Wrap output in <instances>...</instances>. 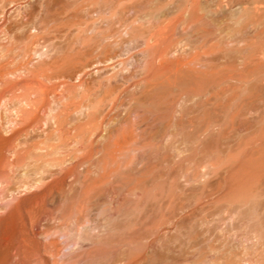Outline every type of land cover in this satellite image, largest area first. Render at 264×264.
<instances>
[{"label": "rangeland", "instance_id": "374dc122", "mask_svg": "<svg viewBox=\"0 0 264 264\" xmlns=\"http://www.w3.org/2000/svg\"><path fill=\"white\" fill-rule=\"evenodd\" d=\"M7 1L0 0V41L6 43L7 37L15 33L16 27L22 26L27 19L37 24L40 34L31 41L24 40L18 46L13 55H19L5 62V71H24V67H27V51L31 49L42 48L46 52L43 60L38 57L33 59L34 65L28 66L29 70L15 80L0 78V100H8L11 96L28 104L21 113V124L4 135L11 147V154L15 153V158L22 161L26 156L40 152L37 147H44L50 151L56 150L63 156L73 154L74 162L80 164L69 180L78 189L77 195L63 202L61 210H58L61 203L43 202L44 188L13 208L18 211V222L24 224L21 234L17 233V242L24 239L15 247L16 251H11L8 262L77 264L76 261L81 260V257L76 260L63 259L67 254L65 246L69 236L88 235L90 240L84 242L86 250L105 235L95 227L117 216L123 219L140 215L142 223H145L142 233L154 229L153 222L161 224L160 233L165 236L184 234L190 227L201 230L203 222V228L208 226L211 232L204 233L194 247L186 250L187 254L184 252L186 246L179 242L170 251L165 250L164 254L168 257L164 260L148 261L147 251H142V262L139 264H231L226 261L229 256L227 252H221L218 259L212 260L213 252L206 247L217 235L222 234L221 230H225L229 222H236L239 211L228 213L226 208L218 212L221 203H212L226 187L224 180L231 174L232 164L237 158L235 155L243 150L244 145L246 148L254 141L252 139H258L257 136L264 129V98L258 99L254 109L243 117L245 121L255 122L256 127L238 133L230 140H223L220 148L206 161H190L178 167L177 162L188 156V152L175 158H168L163 151L145 154L143 150L137 152L129 149L131 142L122 153H110L114 144L126 136L132 135L133 141H140L139 136L144 128L143 124L138 123V117L147 112L149 107L135 106L133 96L142 92L148 84L175 77L179 61L192 63L183 70L198 69L199 63L221 70L231 69V78L210 85L200 97L204 101L210 100L222 89L238 85L242 87V95L233 104L232 109H236L257 84L259 76L247 73V70L252 65V46L263 42L264 37L253 34L246 36L241 42L233 44L239 51L230 56L215 52L204 54V51L213 49L212 41L203 50H195L181 57L172 47L177 39L176 33L164 28L168 21L148 18L145 15L147 10H130V6L139 0ZM227 2L220 0L219 3L225 5ZM184 28L182 26L180 32ZM244 48L245 51H240ZM199 54H203L202 62L194 60ZM240 74L245 77L238 78ZM39 83L53 93L48 99L51 103L47 117H55L57 132L48 129L41 118L39 109L44 98L39 94ZM181 83V89L190 87L185 81ZM57 95L60 99L54 100L53 96ZM179 96L180 104L190 111L194 99L191 98L192 102L186 94ZM178 107L176 117L182 116ZM227 119L228 116L223 117L221 123H216L212 129L223 130ZM41 125L44 132L40 129ZM102 135L106 136L103 142L100 141ZM69 143L74 145L67 146ZM53 155H49L48 159H55ZM70 164L67 162L63 166L64 169L56 175L57 179L66 173ZM119 168L120 171L124 169L119 175L121 183L116 185L119 190L109 195L108 205H104L101 200L85 211L80 204L84 185L100 178L105 172H116ZM198 172L208 174L196 177ZM139 179L145 183L143 195L129 199L128 193L133 189L134 181ZM124 202V211L117 215L118 208ZM109 203L112 204L109 206ZM7 213L6 209L0 207V215ZM11 225V221L0 223V235L10 234ZM235 231L240 235L243 229L230 234ZM149 234L142 243L155 238ZM127 250L134 253L137 249L135 245H130ZM181 250H184V254L180 253ZM198 250L202 253L194 257V252ZM135 254L138 255V252ZM200 257L204 258L201 260ZM79 264L126 262L83 259Z\"/></svg>", "mask_w": 264, "mask_h": 264}, {"label": "bare ground", "instance_id": "6f19581e", "mask_svg": "<svg viewBox=\"0 0 264 264\" xmlns=\"http://www.w3.org/2000/svg\"><path fill=\"white\" fill-rule=\"evenodd\" d=\"M219 2L220 0H139L130 6V10L138 12L147 10L145 15L148 18L168 21L164 28L176 33L177 39L172 47L181 57L195 50H203L212 41L213 49L208 48L210 51H204V54L215 52L230 56L239 51L233 44L241 42L246 36L253 34L257 37H264V7H260L264 5V0H228L225 5H220L222 3ZM182 26L186 28L180 32ZM39 34L40 28L37 24L32 19H27L22 26L16 27L15 33L7 37L6 43L0 41V78L15 80L29 70L28 66L34 65L33 59L38 57L43 60L46 52L42 48L41 50L31 49L27 51V67H24V71L20 69L10 72L4 69V64L9 58H16L19 55H13L18 46L24 40L31 41ZM252 47V65L247 73H253L259 77L254 89L236 109H232L233 104L242 95L240 89L242 87L238 85L222 89L210 100L204 101L200 97L210 85L231 78V69L221 70L199 63L198 69L183 70L187 66L189 68L192 63L179 61L175 77L148 84L142 92L135 93L133 96L132 101L135 106L147 105L149 107L147 112L139 114L138 117V123L143 124L144 128L139 136L140 141H133L132 135L126 136L114 144L110 154L122 153L130 142L129 149L137 152L143 150L145 154L163 151L168 158H175L188 152V156L177 162L180 167L190 161H206L220 148L223 140H230L238 133L251 130L256 123L245 121L243 117L254 109L258 99L264 98V41ZM245 50L246 48L240 49V51ZM203 59V54H199L194 60L202 62ZM244 77L243 74L238 75L240 79ZM183 81L187 82L190 87L181 89ZM38 90L44 98V103L39 109L43 123L48 129L57 132L55 117H47L51 103L48 99L53 93L47 91L41 83H39ZM181 94L194 99L193 105L189 107L190 111L184 104H180L181 96L179 95ZM53 98L54 100L60 99L58 95ZM46 100L48 103H45ZM27 106V103L23 104L11 96L8 100H0V207L8 211L6 215H0V223L12 222L10 234L0 235V264H10L8 259L11 251H16L15 247L24 239L23 237L19 242L16 239L17 233L21 234L24 224L18 222V211L13 209L15 206L17 207L21 201L44 188L43 202L61 203L58 206V210H61L63 202L68 198H75L78 190L74 187V182L69 181L80 167L79 163L74 162L73 154L67 155L68 158L56 150L50 151L44 147H37L36 149L40 152L32 156L28 155L22 161L15 158V153L11 154V147L4 135L9 131H14L21 124L23 118L21 113L26 110ZM177 107L181 109L182 116L180 117L175 116ZM226 116L228 119L225 128L213 130L212 127L216 123H221V119ZM43 125L40 127L41 130ZM105 137L102 135L100 141L103 142ZM257 138L252 139L254 141L251 140L252 142L246 148L244 145L243 150L235 155L237 158L232 164L231 174L226 181L224 180L226 186L224 191L218 199L211 202L213 205L221 203L222 206L217 208L218 212L226 208L228 213L239 211L236 222H229L227 228L221 230L222 234L217 235L207 244L206 248L213 252L212 260L218 259L221 252L222 254L227 252L229 256L226 254L228 256L226 261L231 264H264V129ZM73 145L74 143H69L67 146ZM51 154H54L56 158L48 159ZM54 161L56 163L52 164ZM67 162L71 164L67 166L66 173L57 179L56 175L64 169L63 166ZM55 167L58 169H54ZM120 169L116 170L117 173L115 171L105 172L100 178L84 185L80 204L85 211L89 206L101 200L104 201V205H108L109 195L116 194L119 190L116 185L121 183L119 175L124 171ZM207 174L208 172H198L195 175L203 177ZM133 185V189L128 193L129 199L132 196L140 197L145 190L143 180H135ZM125 203L120 205L117 215H121L124 211L122 207H125ZM111 204L109 203V206ZM119 218V216L111 218L95 227L105 235L89 249L84 250V242L90 240L88 235L69 236L65 246L67 254L63 256V259L76 260L81 257V260L76 261L77 264L83 259L139 264L142 262V251H147L146 260H164L168 257L164 254L165 250L170 251L175 243L185 245V251L181 250L180 253L187 254L186 250L194 247L204 233L211 232L208 226L203 228V222L201 230L190 227L184 234L165 236L160 233L161 224L153 222L154 229L142 233V227L145 226V223H142V216L130 215L123 219ZM240 228L243 229L240 235L237 231L230 234ZM148 233L155 238L148 243H142ZM251 240L253 242L249 243ZM130 245L136 246L135 252H138V255L127 250ZM201 253V250L194 252V257Z\"/></svg>", "mask_w": 264, "mask_h": 264}]
</instances>
